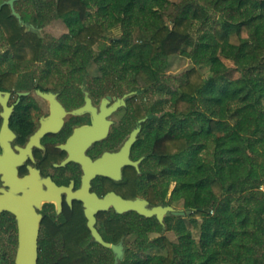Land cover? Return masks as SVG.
Returning a JSON list of instances; mask_svg holds the SVG:
<instances>
[{
  "label": "flooded vegetation",
  "instance_id": "obj_1",
  "mask_svg": "<svg viewBox=\"0 0 264 264\" xmlns=\"http://www.w3.org/2000/svg\"><path fill=\"white\" fill-rule=\"evenodd\" d=\"M58 3L0 0V264H16L14 209L39 218L38 264H141L165 254L174 215L161 224L118 205L188 211L159 179L144 88L90 74L93 59L47 41Z\"/></svg>",
  "mask_w": 264,
  "mask_h": 264
},
{
  "label": "trees",
  "instance_id": "obj_2",
  "mask_svg": "<svg viewBox=\"0 0 264 264\" xmlns=\"http://www.w3.org/2000/svg\"><path fill=\"white\" fill-rule=\"evenodd\" d=\"M165 1L59 0L57 5L76 53L107 64L115 84L131 89L143 80L157 86L149 115L160 121L153 145L159 179L167 188L175 185L170 203L182 201L192 214L169 217L177 241L159 238L165 254L141 264H264V0H220V19L196 44L195 21H209V7L218 2L185 0L169 27L155 11ZM110 18L122 28L114 44L124 46L104 44ZM135 28L149 32L132 43ZM232 35L238 44L229 43ZM193 46L192 56L186 49ZM182 55L210 66L211 75L204 78L191 68L179 93L158 85L163 60ZM197 227L198 238L192 232Z\"/></svg>",
  "mask_w": 264,
  "mask_h": 264
},
{
  "label": "rangeland",
  "instance_id": "obj_3",
  "mask_svg": "<svg viewBox=\"0 0 264 264\" xmlns=\"http://www.w3.org/2000/svg\"><path fill=\"white\" fill-rule=\"evenodd\" d=\"M187 1H189V0H187ZM199 1L202 5L206 6L207 2L212 1V0H199ZM216 1L218 3L216 5H214V7H212L211 5L209 7V8H213L209 12V14L211 16L209 21H205V22L195 21V23H194L195 26L193 27V30H192L194 44H196L198 42L199 38L204 34V32L206 30H212L215 23L220 19L221 15L223 13L222 12L223 5L219 4V3H221L220 0H216ZM184 2H185V0H166L164 3V6L161 8L159 6L158 7L156 6L155 11L158 14V16L160 17V20L162 22L167 24L169 27H172L171 20L179 13L178 8ZM92 6H94V4H92ZM90 11H91V13L95 14L97 11V8L94 6V8H92ZM107 25L109 26V29H108V32L106 35V39L103 40L104 44H106L110 47L111 46L112 47L124 46L123 43L114 44L117 40L122 38V28L117 23V21L114 18H110L108 20ZM74 28L76 29L77 26ZM47 29H48V37H47L48 42H50V43L61 42V43H70L71 44V41L73 38L71 35V29L62 20L57 19V20H52L51 23L48 22V28ZM147 31H148L147 29H145V31H144V30H141L139 28H135L133 36L131 37L132 43H136V42L141 41L140 38H141L142 32H147ZM60 37H61V40L58 39ZM229 43L236 45L239 43V40L235 35H232L229 38ZM186 50H187L188 54H192V56L195 55L194 54V51H195L194 46L188 47ZM98 52H99L98 48L94 47L93 53L95 56L98 55ZM223 61L229 68H234V62H232L230 60H226V59H223ZM166 64H167V66H166ZM163 65H165L166 69L163 70L162 72L160 71L161 77H160V83L158 85L165 84L167 88L169 87V88H171V90H173L175 92H178L179 85L183 81H185L186 72L193 67H197L200 70V72L204 78H208L211 75L210 66L198 65V64H196L195 58L190 57L188 55L172 56L168 60H163ZM106 66H107V64L105 65V63H103V62L99 63V62L94 61L91 68L89 69V73L93 74V75L108 74L107 76H109L112 79L113 73H111V72H113V70L108 69ZM234 77L235 78L239 77V74L234 73L233 78ZM146 86H148V91H146L143 94V99L144 98L147 99L146 103L151 104L154 100H157L158 96H157L156 91H155L157 86L152 88L151 87V81L144 82L143 80H141L139 87L145 88ZM198 108L201 110L202 113L205 111V107L203 105H198ZM158 123H160V121H158L157 124ZM174 186H175L174 184L171 185L170 191H169L170 193H172ZM262 190H264V188H262ZM182 204H183V202L180 201L176 204V206H178L182 210H185V208L183 207ZM198 222L200 225L202 221L199 219ZM192 232H193L194 236L196 238H198V235L200 232L199 227L192 228ZM166 235L171 241H173V242L177 241L176 233L168 232Z\"/></svg>",
  "mask_w": 264,
  "mask_h": 264
},
{
  "label": "water",
  "instance_id": "obj_4",
  "mask_svg": "<svg viewBox=\"0 0 264 264\" xmlns=\"http://www.w3.org/2000/svg\"><path fill=\"white\" fill-rule=\"evenodd\" d=\"M134 140L135 135L131 137L129 144L131 145ZM118 207V211H134L147 218L156 217L161 224H164L165 216L168 213L177 217H185L192 214L191 211H179L171 206H151L145 200L123 201ZM13 211L18 215L20 224V242L15 263L38 264L39 218L34 211L31 212L30 216L24 211L16 209ZM89 218H92L91 214H89ZM94 234L97 236L96 232Z\"/></svg>",
  "mask_w": 264,
  "mask_h": 264
}]
</instances>
